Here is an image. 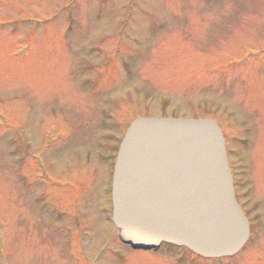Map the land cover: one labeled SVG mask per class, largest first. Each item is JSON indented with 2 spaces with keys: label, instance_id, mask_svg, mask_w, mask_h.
Instances as JSON below:
<instances>
[{
  "label": "rangeland",
  "instance_id": "obj_1",
  "mask_svg": "<svg viewBox=\"0 0 264 264\" xmlns=\"http://www.w3.org/2000/svg\"><path fill=\"white\" fill-rule=\"evenodd\" d=\"M88 1L76 0L69 25L68 0H0V264H94L98 255L96 264H188L123 246L109 219L112 160L134 114L209 115L229 134L238 189L262 184L255 197L264 198V0H138L130 15L125 0H110L106 15H91L100 5ZM100 40L106 60L96 58ZM245 44L254 52L246 66L209 73ZM134 86L133 110L124 96ZM112 102L107 116L101 107ZM5 115L33 143L6 137ZM54 125L66 138L48 149ZM249 247L225 263L264 264V235Z\"/></svg>",
  "mask_w": 264,
  "mask_h": 264
},
{
  "label": "water",
  "instance_id": "obj_2",
  "mask_svg": "<svg viewBox=\"0 0 264 264\" xmlns=\"http://www.w3.org/2000/svg\"><path fill=\"white\" fill-rule=\"evenodd\" d=\"M113 202L123 240L137 248L169 241L216 256L247 238L224 139L211 119H135L120 146Z\"/></svg>",
  "mask_w": 264,
  "mask_h": 264
}]
</instances>
